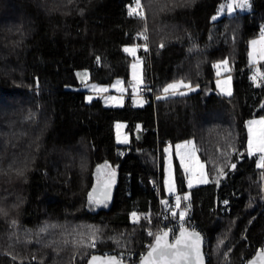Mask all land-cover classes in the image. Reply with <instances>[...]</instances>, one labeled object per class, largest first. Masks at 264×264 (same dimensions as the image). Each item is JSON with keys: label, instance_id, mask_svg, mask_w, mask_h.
I'll return each mask as SVG.
<instances>
[{"label": "trees", "instance_id": "1", "mask_svg": "<svg viewBox=\"0 0 264 264\" xmlns=\"http://www.w3.org/2000/svg\"><path fill=\"white\" fill-rule=\"evenodd\" d=\"M226 1L142 0L141 18L128 14L134 0H0V264H87L97 253L140 261L159 227L157 189L168 195L167 141L193 140L207 165L211 182L188 189L175 158L178 194L190 192L195 207L188 227L204 234L208 264H246L264 246V168L247 154L248 121L264 117V62H250L264 0L215 21ZM144 44V83L160 99L107 107L67 89L88 70L90 83L122 79L132 91L124 48ZM224 59L231 96L216 85ZM180 80L197 91L163 94ZM119 121L126 145L117 143ZM111 169L112 202L92 211L90 191Z\"/></svg>", "mask_w": 264, "mask_h": 264}, {"label": "rangeland", "instance_id": "2", "mask_svg": "<svg viewBox=\"0 0 264 264\" xmlns=\"http://www.w3.org/2000/svg\"><path fill=\"white\" fill-rule=\"evenodd\" d=\"M133 7H135V4ZM143 8H144L143 2L141 0V7L139 9H137V11H142L144 13ZM252 9H253L252 0H227L223 5H221V7L219 8L217 14L214 16L213 19L215 21H217L225 15H233L236 12L248 13V12H251ZM146 35L149 39V37H150L149 33H146ZM262 39H264V34H260L255 39H253V41L258 42L255 46H253V44H252L253 41L251 42L250 62L252 64H256L255 65L256 67L259 65L260 61L264 59V44L259 43L260 41H262ZM134 46H136V45L127 46V47H134ZM142 49H143V47L138 49V51H137V58L138 59L134 58L133 63H137L136 73L138 76L142 77L143 83L137 84L133 80V69H132V85H131V87L133 89V92H136L140 86H143L145 89H147L149 91L150 94H153V91L150 88H148L149 85H146L144 83V78H143L144 59L140 55V51ZM148 49L150 51L149 46H148ZM253 60H255V62H253ZM227 68L230 70H226L225 66L223 64H221L220 68H217L216 85H217L218 91L222 95L231 96L233 93V81H232V75H231L233 68H232V63L229 60H228ZM85 73L87 74L86 76H85ZM77 77H78L79 81L82 83V85L79 87L69 86V87H67V89L73 90V91H78V92H84L86 95L87 101L91 102L93 99L99 97L103 100L104 104L107 107H123L125 105L127 96L124 95V92L126 91V86H125L124 81L122 79L116 80L111 85H101V84H96V83H90L89 82L90 71H88V70L77 71ZM229 77L231 78L230 82L226 83V81H228ZM118 81H120L122 83L117 84ZM92 85L98 86L97 89H93L91 87ZM100 88H106L108 90L105 92H101V91H99ZM229 88L231 90V95H228L226 92V89H229ZM179 91L183 92V93H191V92L197 91V88L196 87H190V88H183L182 87ZM163 94L165 95V93H163ZM166 95H168V94H166ZM139 96H140L139 92L133 96V104L136 107H141L144 104H146V101H148V100H146L142 97H139ZM89 97H91L92 99L89 100ZM159 97H160V95H159ZM5 107H6L5 105L4 106L1 105L0 111L3 110ZM261 120H264V117H255V118L249 120L248 124H247V126H248L247 154L251 157H256L258 166L260 164V157L262 155H264V153H261L257 150L259 147V139L261 137V133H264V124H259V123L249 124V122L250 121H261ZM117 125H120V127L118 128ZM141 132H142V126L139 125V128L137 130V136L140 137ZM116 138H117L118 145H126L130 142V134L127 131V123L126 122H124V121L117 122V124H116ZM124 139H127L128 142L127 143L121 142ZM250 140L252 141L251 146L249 145ZM188 141H193V140H187V141L181 142L179 144H184ZM179 144H177V145H179ZM180 151H183L186 153L188 150L187 149H181ZM196 155H197V158L200 160V162L204 163V165H205L204 173L208 177V180H209L208 183H210L211 177H210V174L208 172L207 165L205 162H203L200 159V157L198 155V151H197ZM158 157H160V155ZM175 158L178 159V161L181 165L180 157L177 154L176 145L173 146L171 144H167V146L165 148V157H164V164H163L164 187H165L166 193L169 196H173V197H176L177 195H179L177 183H176ZM160 162H161V159L159 161L157 158V163L160 164ZM182 169H183L185 176H186V184H187L188 189H192L194 187H198V186L208 184V183H200L199 182V170H196V174L192 175V186L189 187L188 181H189V177H190L191 173H189L183 167H182ZM169 184H171L173 187V192H171V193H169V191H168V185ZM186 195L189 197L190 192L187 193ZM263 202H264V198H263ZM89 208H90V210L94 211L98 208V206H96V204L93 201H90ZM132 254H134V253H127L126 256L127 257L130 256L129 258H132V256H133ZM122 256H125V255L122 254ZM32 260H33V263L37 262V260L34 258Z\"/></svg>", "mask_w": 264, "mask_h": 264}, {"label": "snow or ice", "instance_id": "3", "mask_svg": "<svg viewBox=\"0 0 264 264\" xmlns=\"http://www.w3.org/2000/svg\"><path fill=\"white\" fill-rule=\"evenodd\" d=\"M135 7H129V15H136L141 18H143L144 13L142 11H137L141 7V0H134ZM141 36H143V39L146 41L148 39L147 35L145 33H141ZM258 42L253 41L252 44L255 46ZM259 43L264 44V39L260 41ZM162 46V45H161ZM143 47V50L146 52L148 51L147 44L144 45H136L134 47H125L124 51L131 55L133 58H137V51L139 48ZM138 59V58H137ZM255 62V60H253ZM221 64L225 66L226 70H230L227 68L228 60L224 59L221 63H218L215 65V67L220 68ZM133 69V80L137 84H142L143 80L142 77L138 76L136 73L137 63H133L131 65ZM87 74L85 73V76ZM230 77L228 78V81L226 83L230 82ZM255 79V77H254ZM122 82L118 81L117 84H120ZM93 89H97L98 86L92 85ZM190 88V83H185L183 80L169 83L167 86L163 88V92L165 94H171V95H183V92H180L179 89L181 88ZM108 89L106 88H100L99 91L105 92ZM226 92L228 95H231V90L226 89ZM161 97H157V99H160ZM92 98L89 97V100ZM114 99V98H113ZM253 123H259L264 124V120L261 121H250L249 124ZM119 128L120 125H117ZM123 143H127V139H124L121 141ZM252 141H249V145L251 146ZM177 148V154L180 157L181 166L186 169L189 173H191L189 177V187L192 186V175L196 174V170H199V182L200 183H208V177L204 173L205 165L204 163H201L200 160L197 158V149L195 146L194 141H188L184 144L176 145ZM181 149H187L188 151L185 153L183 151H180ZM259 152L264 153V133H261V137L259 139V147L257 149ZM260 167L264 168V155L260 157ZM234 168L235 165H232ZM99 171V169H98ZM221 173L223 172V169L219 170ZM112 177H114V172L111 173ZM219 183V180L216 181ZM105 188L110 187V182H105ZM168 191L169 193L173 192V187L171 184L168 185ZM107 197H105L106 199ZM189 197L186 195L184 196V200H188ZM90 200H92L95 203H103V200H98L95 197H93L90 194ZM167 205V201H163ZM227 203V202H225ZM175 207L179 209L181 207V197L177 195L175 197ZM191 205L187 204L185 205V211H181L179 213V218L181 221L185 219L186 210L190 209ZM173 217H176L177 213L173 211L171 213ZM132 216L134 218V222H139L140 217L137 216L136 213H132ZM145 219H148V217H145ZM171 230L163 232L162 234H156L155 235V243L154 245L150 246L151 251L148 253V257L145 258L144 264H203L202 254H201V238L199 236V233H188L186 229H181L180 236L175 238L173 243L168 242L169 232ZM149 235H153L152 232L148 233ZM90 247L95 246V241L89 245ZM262 257H264V253H261ZM101 257H92V264H96L97 261H100ZM105 264H122L121 260H118L116 257H109L107 261H105Z\"/></svg>", "mask_w": 264, "mask_h": 264}, {"label": "built area", "instance_id": "4", "mask_svg": "<svg viewBox=\"0 0 264 264\" xmlns=\"http://www.w3.org/2000/svg\"><path fill=\"white\" fill-rule=\"evenodd\" d=\"M262 34H264V30L262 31ZM263 79H264V76H263ZM138 92L140 93L139 97H142L146 100L155 101L157 100V97H159V94H156L154 92L153 94H150L149 91L145 89L143 86H140L136 92H133V90L132 91L127 90L124 93V95L127 97L134 96ZM167 144H170V142L167 141ZM159 155H160V150L158 149L157 158L160 161L161 158L158 157ZM158 165L160 167V164ZM158 174L160 176V170ZM263 181H264V176H263ZM263 186H264V182H263ZM157 191H158V201H159V208H158L159 227H158L156 234H162L163 232L168 231L170 229L171 231L169 232V234L171 236V240L174 241L175 238H177V236L181 232V229L189 228L188 227L189 223L193 219L194 211H195L193 199L191 197V194L188 200L181 199V207L177 209L175 207V197L169 196V195H163L159 188L157 189ZM163 201H167L168 202L167 205L163 203ZM187 204H190L191 207L190 209L186 210L185 219L181 221L179 218V213L181 211H185V205ZM173 211L177 213L176 217H173L171 215ZM141 256H143V253L141 254ZM133 263H138V261L134 259Z\"/></svg>", "mask_w": 264, "mask_h": 264}, {"label": "water", "instance_id": "5", "mask_svg": "<svg viewBox=\"0 0 264 264\" xmlns=\"http://www.w3.org/2000/svg\"><path fill=\"white\" fill-rule=\"evenodd\" d=\"M151 103H152L151 100L147 101V104H151ZM113 172L115 174L114 177H112V175H111V173H113ZM105 182H110V187L105 188V186H104ZM118 182H119V173L115 169H111L106 175H103L101 178L95 180V183H94V185L90 191V194L93 197H95L96 199L104 201L103 203H95L94 202L96 204V206L106 207L112 202V199L114 197ZM105 197H107V198L105 199ZM186 230L188 233H192V232L199 233V236L201 238V254H202L203 264H208V259H207L206 253H205L206 238H205L204 234L201 233V231L196 229V228H193V229L192 228H186ZM179 236H180V233L177 237H179ZM168 242L169 243L174 242L171 240L170 234L168 237ZM154 243H155V238H154V240L150 246L154 245ZM150 251H151V247H149L146 250L145 254L142 256L139 263H137V264H144L145 258L148 257V253ZM261 253H264V246L260 250H258L247 261L246 264H264V257H262ZM93 256L102 258L100 261H97L96 264H105V261H107V259L109 257H116L118 260L122 261V264H132V263H129L127 261L122 260L119 256H117L115 254H99V253L93 254L92 256H90V258L87 261V264H92V257Z\"/></svg>", "mask_w": 264, "mask_h": 264}, {"label": "crops", "instance_id": "6", "mask_svg": "<svg viewBox=\"0 0 264 264\" xmlns=\"http://www.w3.org/2000/svg\"><path fill=\"white\" fill-rule=\"evenodd\" d=\"M262 62H264V59L260 61V63H262ZM260 63H259V64H260ZM251 64H252V63H251ZM252 65H256V64H252ZM179 90H180V89H179ZM122 94H123V93H122ZM247 127H248V126H247Z\"/></svg>", "mask_w": 264, "mask_h": 264}]
</instances>
